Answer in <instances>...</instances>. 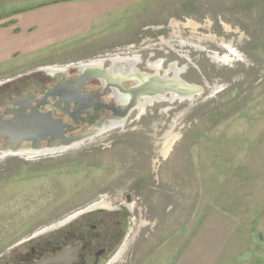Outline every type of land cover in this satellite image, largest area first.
Returning a JSON list of instances; mask_svg holds the SVG:
<instances>
[{
  "label": "rangeland",
  "instance_id": "374dc122",
  "mask_svg": "<svg viewBox=\"0 0 264 264\" xmlns=\"http://www.w3.org/2000/svg\"><path fill=\"white\" fill-rule=\"evenodd\" d=\"M83 1L0 0V28L39 19L36 50L0 63L1 120L28 95L70 125L65 148L0 138V255L89 208L128 219L102 264H264V0H94L74 22ZM141 75L196 92L122 115L114 91Z\"/></svg>",
  "mask_w": 264,
  "mask_h": 264
},
{
  "label": "flooded vegetation",
  "instance_id": "af4514ba",
  "mask_svg": "<svg viewBox=\"0 0 264 264\" xmlns=\"http://www.w3.org/2000/svg\"><path fill=\"white\" fill-rule=\"evenodd\" d=\"M80 67L86 70L94 68L93 66ZM48 93L49 91L45 92L46 95ZM118 93L116 89L114 91L116 99L119 97ZM32 99V96L27 95L20 100H25L29 104ZM20 100H11L8 105ZM121 108L124 110L123 107ZM30 151L39 152L32 149ZM127 220L124 213L115 212V215L107 216L104 213L94 214L86 208L52 229H46L47 231L41 233L42 235L38 233L16 243L0 255V264H40L46 257L57 255L64 258L65 264H102L127 230Z\"/></svg>",
  "mask_w": 264,
  "mask_h": 264
},
{
  "label": "water",
  "instance_id": "95a60500",
  "mask_svg": "<svg viewBox=\"0 0 264 264\" xmlns=\"http://www.w3.org/2000/svg\"><path fill=\"white\" fill-rule=\"evenodd\" d=\"M135 77V84L131 88L125 90L122 87H119L118 92L119 94H121L120 90H122L124 94H126V96L130 95L132 97L131 99H133L134 101H138V106L146 102H151L157 99L164 98L166 93H169V98L171 99L177 96L182 98L189 96L187 95L189 94L188 89L185 91L187 93L183 94L181 90L176 91L175 86L172 84L168 87V89L162 86L163 82H165L166 80H169V82H177L178 80L176 79H168L167 77L159 78L156 75H141ZM148 80L155 82L157 85L153 84V88H150L151 82L149 83ZM179 82L182 83L183 81L180 80ZM69 84L71 85L68 89L69 92H74L80 85V83L75 81H71L69 82ZM145 84L148 85L144 87ZM63 85L64 81H61L57 84L55 90H49L48 95H52ZM184 87L187 88L188 85H184ZM145 90H147V92H145ZM75 95L78 100H83V98L88 97V95ZM45 96L47 95L44 94V97ZM117 100H119V103L121 104H123L122 101L125 102L124 100L119 98ZM73 101L75 102L76 100ZM10 105L18 106L19 112H16V110L9 111L15 115V117L10 120H1L0 118V138L6 139L7 143L10 145V152H18L19 150H17V146L21 145L24 141H32L31 149L33 151H39L40 149L37 147V142L40 140L47 139L48 136H50L48 148L53 149L51 142L56 139L63 141L62 148H65L69 144V141L64 138L63 135L65 133V129H69L70 125L62 122L61 119L53 118L50 112L40 113L36 110V108H30V113H24V109L28 107V102L25 100L14 101L10 103ZM0 151L2 153L5 152L3 150ZM63 260L64 258L61 255H57L54 257H46L40 264H65Z\"/></svg>",
  "mask_w": 264,
  "mask_h": 264
},
{
  "label": "crops",
  "instance_id": "0c3cea01",
  "mask_svg": "<svg viewBox=\"0 0 264 264\" xmlns=\"http://www.w3.org/2000/svg\"><path fill=\"white\" fill-rule=\"evenodd\" d=\"M92 1L96 2V3L90 4V2H92ZM92 1H88V0L83 1V2H88L87 6L90 8V10H88V12H91L92 15L89 14L88 12H86V13L82 14L81 16L79 15V17L73 18L74 22L80 21L84 17L92 19V17L95 16V14H93L95 12V7L103 6L102 4L100 5V3H97V1H94V0H92ZM103 4H106V3H103ZM32 17L33 16H29V17H26V19L23 17H17V19L15 18L14 20H16V22L14 24L15 25L14 30L10 29V32L8 30H6L4 27L0 28V59H1L0 63H5L6 61L10 60L11 53L14 51H17L19 53L21 52L20 55H22L23 53H31L32 51L36 50V48L34 50H32L33 48H31L32 46L30 43H31V39H33V38H31V37L28 38V36H27L28 35L27 34L28 29L31 28V25H33L34 22L39 20V19H37L36 21H34V19ZM68 17H70V16L69 15H62L60 13H58V14L53 13V14H49L46 17H43L42 19L50 21V20H53V18L63 19V18H68ZM80 17H81V19H80ZM12 24L13 23H11V25ZM16 28L18 29L17 31H15ZM2 33L5 35L4 36L1 35ZM34 39H35L34 41L36 42V46L42 45L46 40H48V38L45 37V35L44 36L34 35Z\"/></svg>",
  "mask_w": 264,
  "mask_h": 264
},
{
  "label": "bare ground",
  "instance_id": "6f19581e",
  "mask_svg": "<svg viewBox=\"0 0 264 264\" xmlns=\"http://www.w3.org/2000/svg\"><path fill=\"white\" fill-rule=\"evenodd\" d=\"M132 79L133 80H135L136 79V77L135 76H133L132 77ZM180 80H178L177 82H169V80L167 81H165V82H163V84H162V86L165 88H167L168 89V87L172 84V85H174L175 86V88H176V91L177 90H181L182 91V93L183 94H185V93H187V92H185L187 89H188V92H189V94H187V95H192V94H194L195 92H196V89L194 88V87H192L190 84H187V83H185V82H182V83H180L179 82ZM148 82L150 83V88H153V84H155V85H157L155 82H152L151 80H148ZM146 85H148V84H145L144 85V87L146 86ZM184 85H188V87L187 88H185L184 87ZM185 89V90H184ZM119 90V89H118ZM145 92H147V90H145ZM120 93L121 94H119L118 93V98L119 99H122V100H124L125 102H123L122 101V103L123 104H121V107H123L124 108V110H123V115L124 114H126V112H128L130 109H132L133 107H135L136 105H137V102L138 101H134L133 99H131L132 97L129 95V96H126V94H124V92L122 91V90H120ZM182 94V95H183ZM124 95V96H123ZM117 98V99H118ZM148 99V98H147ZM119 101V100H118ZM141 101H143V100H141ZM120 102V101H119ZM139 105V104H138ZM127 107V108H126Z\"/></svg>",
  "mask_w": 264,
  "mask_h": 264
}]
</instances>
